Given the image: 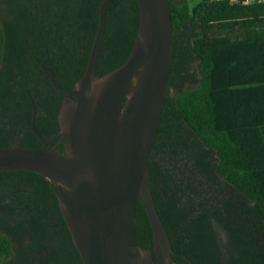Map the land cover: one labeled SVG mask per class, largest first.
Masks as SVG:
<instances>
[{
	"label": "trees",
	"instance_id": "obj_1",
	"mask_svg": "<svg viewBox=\"0 0 264 264\" xmlns=\"http://www.w3.org/2000/svg\"><path fill=\"white\" fill-rule=\"evenodd\" d=\"M100 5L0 0V146L45 142L63 152L64 92L44 66L60 85L74 86ZM169 5L173 61L147 166L172 257L178 264H264V1ZM139 13L137 0H108L97 75L125 61ZM33 110L41 138L30 127ZM136 219L138 243L152 250L139 202ZM0 264H83L54 188L37 172L0 170Z\"/></svg>",
	"mask_w": 264,
	"mask_h": 264
},
{
	"label": "water",
	"instance_id": "obj_2",
	"mask_svg": "<svg viewBox=\"0 0 264 264\" xmlns=\"http://www.w3.org/2000/svg\"><path fill=\"white\" fill-rule=\"evenodd\" d=\"M139 24L123 63L99 76L95 64L108 0H101L97 31L83 74L64 92L59 109L63 152L0 146V170H29L53 186L83 264H178L154 200L147 162L158 132L173 61L169 0H137ZM48 58L45 59L47 61ZM31 129L41 138L34 125ZM151 228L152 250L136 239V204Z\"/></svg>",
	"mask_w": 264,
	"mask_h": 264
},
{
	"label": "rangeland",
	"instance_id": "obj_3",
	"mask_svg": "<svg viewBox=\"0 0 264 264\" xmlns=\"http://www.w3.org/2000/svg\"><path fill=\"white\" fill-rule=\"evenodd\" d=\"M190 1V3L191 4H194L197 0H189ZM187 82H185L184 84H183V87L181 88V89H183L184 87H187Z\"/></svg>",
	"mask_w": 264,
	"mask_h": 264
},
{
	"label": "flooded vegetation",
	"instance_id": "obj_4",
	"mask_svg": "<svg viewBox=\"0 0 264 264\" xmlns=\"http://www.w3.org/2000/svg\"><path fill=\"white\" fill-rule=\"evenodd\" d=\"M45 62H47V61H45ZM44 67H46V66H44ZM161 154L162 153H158V156L161 157ZM161 207H162L163 210H165L163 205ZM164 213H165V211H164Z\"/></svg>",
	"mask_w": 264,
	"mask_h": 264
},
{
	"label": "built area",
	"instance_id": "obj_5",
	"mask_svg": "<svg viewBox=\"0 0 264 264\" xmlns=\"http://www.w3.org/2000/svg\"><path fill=\"white\" fill-rule=\"evenodd\" d=\"M257 1H264V0H257Z\"/></svg>",
	"mask_w": 264,
	"mask_h": 264
}]
</instances>
